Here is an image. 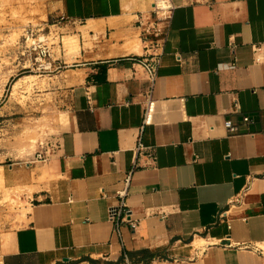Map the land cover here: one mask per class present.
I'll use <instances>...</instances> for the list:
<instances>
[{
	"label": "crops",
	"instance_id": "crops-1",
	"mask_svg": "<svg viewBox=\"0 0 264 264\" xmlns=\"http://www.w3.org/2000/svg\"><path fill=\"white\" fill-rule=\"evenodd\" d=\"M35 1L67 120L47 163L2 166L24 219L1 264H264V0H172L126 197L138 225L121 239L108 212L142 126L148 82L135 59L155 40L154 0Z\"/></svg>",
	"mask_w": 264,
	"mask_h": 264
},
{
	"label": "rangeland",
	"instance_id": "rangeland-1",
	"mask_svg": "<svg viewBox=\"0 0 264 264\" xmlns=\"http://www.w3.org/2000/svg\"><path fill=\"white\" fill-rule=\"evenodd\" d=\"M30 1L33 7H43L38 1ZM31 3L0 0V248L24 219L18 190L8 188L7 182L2 180V166L30 161L38 142L48 135H58L67 120L54 94L55 86L61 85L59 80L52 77L53 72L44 73L39 69L37 56L29 49L30 41H27L48 36V29L44 28L46 12L34 11L24 16L17 11L26 4L30 8ZM52 37L53 34L47 37L49 42L55 40ZM24 75H35V81L14 88ZM201 243L197 239L193 246Z\"/></svg>",
	"mask_w": 264,
	"mask_h": 264
},
{
	"label": "built area",
	"instance_id": "built-area-1",
	"mask_svg": "<svg viewBox=\"0 0 264 264\" xmlns=\"http://www.w3.org/2000/svg\"><path fill=\"white\" fill-rule=\"evenodd\" d=\"M174 9V4L172 0H154L152 6V12L154 14V25L150 26V33L155 36V40H151L149 45L146 47L147 51H151L148 55H143L139 59H135V62L141 67L143 70L147 82L148 87L145 93V102H144V112H143V120L142 126L138 129L136 146L133 150V161L131 168L125 173L122 181L121 188L116 192L117 195V204L110 207L108 212L109 220L114 224V231L121 237V226L124 223H128L132 230H135L138 223L135 221H127L126 218L129 215V209L126 204V197L128 194V189L130 183L132 181V177L134 175L136 167L139 166L140 157L147 150L144 147L141 141V133L142 129L145 125L151 123V115L153 112V105L151 103L152 94L154 91L155 82L157 79V72L160 67L161 55L163 44L166 39V28L168 26V22L171 18L172 11ZM44 39L38 38H28L27 41H30L29 49L36 54L35 60L39 66V69L44 73H52L61 69V66H56V60H53L52 57V48L54 46L53 42H49L47 39L48 36L44 35ZM257 62L260 59H256ZM244 122H248L249 118L245 117L243 119ZM224 128L227 132H235L237 128L233 125L231 121L224 122ZM61 149V144L58 139V135L52 134L46 136L45 139L38 142L36 150L33 154V157L30 161L26 162V165L29 166L32 163H47L52 156H54ZM250 185H246L239 193L233 197L229 206L233 203L239 202L249 191ZM228 212V211H227ZM226 212H222L218 215V219L224 218L226 216ZM164 217V216H163ZM228 229H231V226H228ZM121 239V238H120ZM229 236L225 237L223 240V245L227 247H232V243L229 241ZM226 242V243H225ZM238 246V245H236ZM199 252L203 253V251L199 248L196 249ZM257 251L264 255V248L257 246Z\"/></svg>",
	"mask_w": 264,
	"mask_h": 264
},
{
	"label": "bare ground",
	"instance_id": "bare-ground-1",
	"mask_svg": "<svg viewBox=\"0 0 264 264\" xmlns=\"http://www.w3.org/2000/svg\"><path fill=\"white\" fill-rule=\"evenodd\" d=\"M30 3H31V1L30 0H28ZM5 3V2H4ZM32 4V3H31ZM21 6V5H20ZM29 4H26V5H22L21 7H19V9L17 10L19 13H21V15H23L24 14V16L25 15H28L29 13H33L31 10H30V8H29ZM16 12V11H15ZM16 14V13H15ZM4 18V17H3ZM22 18H24L23 16H22ZM26 19V18H25ZM24 19V20H25ZM27 19H28V17H27ZM4 20H5V18H4ZM30 20V17H29V19H28V21ZM3 21V20H2ZM5 22H7L8 23V21H5ZM5 22L3 21V23L5 24ZM25 22V21H24ZM11 23V22H10ZM15 25V24H14ZM12 37H14V35L12 36ZM16 37V36H15ZM40 39H44L45 38V36H40L39 37ZM72 38L71 37H66L65 38V45L67 46L68 45V43H69V41L71 40ZM1 75V74H0ZM10 75V74H9ZM35 75H24V76H22V77H20L19 78V80L16 82V84L14 85V88L15 87H17L19 84H21V83H29V84H32L35 80ZM2 180L3 181H5V182H7L6 181V179H5V177L3 178V176H2ZM20 189V188H19ZM17 193V192H16ZM14 202V201H13ZM203 239H198V241H202ZM196 242V241H195ZM194 242V243H195ZM193 243V244H194Z\"/></svg>",
	"mask_w": 264,
	"mask_h": 264
}]
</instances>
